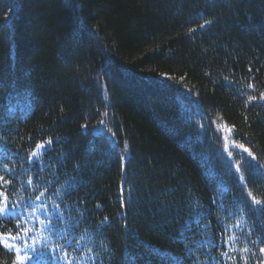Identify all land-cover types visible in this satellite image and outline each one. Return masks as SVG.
<instances>
[{
  "label": "trees",
  "instance_id": "16d2710c",
  "mask_svg": "<svg viewBox=\"0 0 264 264\" xmlns=\"http://www.w3.org/2000/svg\"><path fill=\"white\" fill-rule=\"evenodd\" d=\"M261 93L264 0H0V264H264Z\"/></svg>",
  "mask_w": 264,
  "mask_h": 264
},
{
  "label": "snow or ice",
  "instance_id": "6c2138e0",
  "mask_svg": "<svg viewBox=\"0 0 264 264\" xmlns=\"http://www.w3.org/2000/svg\"><path fill=\"white\" fill-rule=\"evenodd\" d=\"M201 27H203V25H201ZM249 71H251V69H249ZM249 87H251V85H249ZM255 97L253 96H249L248 97V101H252L254 100ZM260 99L264 100V93L260 94ZM101 125H103V120L100 122ZM82 127H87V125H82ZM229 131L231 132V129H229ZM217 132L219 133V129H217ZM52 141L49 140L47 142V144H38L37 148L41 149L42 151L45 150L46 148L51 146ZM238 149H242L244 152H247L250 156L252 155L251 152H249V150L243 145V144H238L235 145ZM38 155V153L34 152L33 156ZM229 155H231V153H229ZM253 159H255V157H252ZM259 167V165H257ZM7 167V166H5ZM3 180V177H0V181ZM7 183V182H6ZM43 195V193L41 194ZM251 195V194H249ZM37 200H40V197H36ZM254 203L256 204H261L260 200H255V198L253 197ZM28 207H33V211L35 212L37 209L35 206L33 205H24V208H28ZM99 207V206H98ZM41 211H43L44 215L46 217H51V212L48 210V207L46 205L42 206L40 208ZM22 211L20 210L19 205H17L15 202H12L9 200V197L5 194V192H0V219H19L22 215ZM105 220H107V217H105ZM39 223L41 225H44V220H39ZM50 220H49V225L50 226ZM17 229H20V225L17 224L16 225ZM25 232V235L27 234V232L29 231V229H24L23 230ZM20 235H19V231L17 232L16 235H13L11 230H8L6 232H0V245H3V247L11 250L12 248L15 247L14 241H16L17 239H20ZM232 238H225L223 239V243L225 244V246H227ZM255 243V242H253ZM31 248L33 253L35 254L34 256H25V259H27L28 264H32L33 260H35V264H42V257H43V252H37L35 249L34 245H28L26 244L25 247V252L27 253V249ZM57 251H63V246L61 245L59 249H57ZM244 251H248V249H244ZM259 251L261 253H264V248H260ZM222 256L224 257H228V252H222L221 253ZM67 254L65 253L64 256H59L56 257V259H61L64 260L66 259ZM51 258V257H50ZM229 259H232L231 257H228ZM21 258L17 257V260L19 261ZM245 264H247V261L245 260Z\"/></svg>",
  "mask_w": 264,
  "mask_h": 264
},
{
  "label": "rangeland",
  "instance_id": "374dc122",
  "mask_svg": "<svg viewBox=\"0 0 264 264\" xmlns=\"http://www.w3.org/2000/svg\"><path fill=\"white\" fill-rule=\"evenodd\" d=\"M221 133H222V135H224V137H226V138H230V133H229L228 130H226V131L224 132V130L221 129ZM228 143H231V142L229 141Z\"/></svg>",
  "mask_w": 264,
  "mask_h": 264
}]
</instances>
